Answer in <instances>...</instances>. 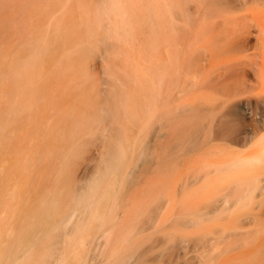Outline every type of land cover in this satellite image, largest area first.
<instances>
[{
	"label": "bare ground",
	"instance_id": "obj_1",
	"mask_svg": "<svg viewBox=\"0 0 264 264\" xmlns=\"http://www.w3.org/2000/svg\"><path fill=\"white\" fill-rule=\"evenodd\" d=\"M32 1L48 5L49 0ZM86 1L85 7H96L92 18L97 33L104 38L130 42L161 34V105L176 116L188 111L192 115L191 177L182 182L166 180V193L159 196L157 204L159 214L168 206H190V212L182 214L181 224L189 223L191 229L180 234L172 262L264 264V0H95L93 4L88 0V6ZM11 2L19 5L18 0H0V10L8 12ZM13 13V17L9 12L7 16L16 21L21 14ZM0 30L8 32L3 26ZM87 33L96 34L91 26ZM135 41L130 43L133 48ZM55 45L35 36L25 43L30 49L25 56L21 53L8 60L2 50L0 67H14V75L21 78L15 81L24 87L21 67H45L47 56H54L60 64L63 58L66 65L76 58L74 54L56 57ZM4 76L0 68V82L7 80ZM23 81L33 83L32 75ZM18 89L15 96L9 91L12 95L8 92V98L24 95V90ZM28 100L16 97L1 110L0 144L10 124L8 119L29 109ZM128 149L118 138L104 159L106 169L89 184L78 186L67 203L50 184L39 187L41 195L31 207L6 203L0 223L7 242L0 246V264H70L68 258L79 254L75 245L86 243L88 236L92 235L96 248L105 247L109 240L121 244L134 237L128 228L139 212L138 197L150 166L142 167L132 178L129 204L122 213L120 205L114 204L117 211L110 212L107 222L100 210L106 206L104 200L115 198L114 186H107L108 178L121 172ZM0 192L3 200L17 196L15 190L9 192L4 186ZM30 196L28 193L25 198ZM94 222L100 227L108 223L121 233L110 239V228L103 227L93 235L89 226ZM122 257L113 264H125ZM81 264L92 263L83 256Z\"/></svg>",
	"mask_w": 264,
	"mask_h": 264
},
{
	"label": "rangeland",
	"instance_id": "obj_2",
	"mask_svg": "<svg viewBox=\"0 0 264 264\" xmlns=\"http://www.w3.org/2000/svg\"><path fill=\"white\" fill-rule=\"evenodd\" d=\"M84 1L49 0L48 5H41L40 1L32 4V0H18L19 5L11 2L9 16L13 17L16 11L21 14H17L16 21L0 10V27L8 31L0 30V57L3 58L2 50L8 60L21 53L25 56L30 50L25 43L35 36L56 44V57H76L67 65L63 58L60 64L54 56H47L45 67H21L22 75H32L33 83H25V77L20 81L26 84L24 87L17 85L14 67H0L7 78L0 82V112L16 97L25 96L29 99L28 107L31 104L26 111L8 119L10 124L0 144V190L4 186L17 195L3 200L0 192V217L9 201L23 209L31 207L41 195L39 187L49 184L67 203L78 186L89 184L93 176L98 177L106 169L104 159L118 138H122L129 148L127 156L121 172L109 177L107 183L114 186L115 198L109 203L104 200L106 206L100 210L105 212L107 222L110 212L117 211L115 205H120L118 211L122 213L129 204L132 178L142 167L150 166L138 197L139 212L128 228L134 237L128 236L121 244L109 240L105 247L96 248L92 235L88 236L86 243L75 245L79 254L68 258L69 262L81 264L84 256L92 264H113L122 255L125 264H174L180 234L191 229L189 223L181 224L182 214L189 213L190 206H168L159 214L157 204L159 196L166 193V180L182 182L191 177L192 115L188 111L176 116L161 105V34L152 33L130 42L104 38L97 33L92 18L96 7L91 4L95 0H89L91 6L87 0L88 7ZM88 26L95 35H88ZM54 34L58 35L55 40L51 37ZM134 41L133 48L130 43ZM17 86L18 91L24 90V95L8 98L9 91L15 96ZM104 128L106 136L102 133ZM28 193L33 197L25 198ZM1 226L0 223V246H4L7 236ZM111 226L103 225L110 228L109 238L113 239L121 231H113ZM89 227L92 234L103 228L97 222ZM142 228L146 229L138 233Z\"/></svg>",
	"mask_w": 264,
	"mask_h": 264
}]
</instances>
